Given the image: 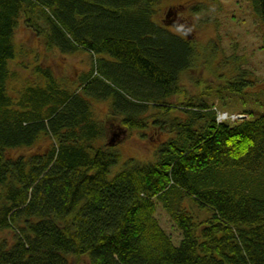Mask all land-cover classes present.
I'll list each match as a JSON object with an SVG mask.
<instances>
[{
    "label": "trees",
    "instance_id": "obj_1",
    "mask_svg": "<svg viewBox=\"0 0 264 264\" xmlns=\"http://www.w3.org/2000/svg\"><path fill=\"white\" fill-rule=\"evenodd\" d=\"M162 1L0 0V230L14 232L11 243L0 237V264H76L83 256L89 264H264V113L218 121L205 101L166 100L185 93L179 75L195 49L170 9L157 19ZM252 1L264 23V0ZM21 22L49 47L115 61L95 59L96 73L74 89L41 64L38 77L15 86L9 60ZM110 94L124 127L148 126L138 113L147 99L159 108L150 123L176 137L155 160L108 178L120 154L101 142L105 126L90 100ZM178 104L184 117L171 116ZM40 138L48 139L42 152L11 153ZM236 169L240 182L224 174ZM158 204L181 231L178 243L156 218Z\"/></svg>",
    "mask_w": 264,
    "mask_h": 264
},
{
    "label": "rangeland",
    "instance_id": "obj_2",
    "mask_svg": "<svg viewBox=\"0 0 264 264\" xmlns=\"http://www.w3.org/2000/svg\"><path fill=\"white\" fill-rule=\"evenodd\" d=\"M173 9L177 18L170 17L185 27L190 33L191 44L195 49L192 65L179 75V84L185 93L169 97L171 103H179L183 98L192 97V101H205L216 110L248 114L252 119L264 113V52L262 40L264 37V23L254 10L252 0H163L159 10L158 20L163 18L167 9ZM177 32L182 28H170ZM14 57L9 65L16 76L12 84L21 86L27 80H34L39 76L35 68L37 64L49 67L56 80L63 88H78L83 77L91 71L95 74L93 61L103 58L110 62L115 59L105 53L92 54L85 50L62 52L55 47L45 44L43 37L36 36L22 22L16 27L13 35ZM91 73V75H92ZM105 82L121 91L127 97L137 99L127 88L114 80L111 76H101ZM239 90L228 87L230 82H242ZM133 97H131V96ZM113 94L104 98L91 97V106L95 116L104 123L105 135L102 139L107 146H113L120 154L119 162L113 165L108 178L117 171L133 163H146L156 158V150L161 144L176 137L174 132L160 129L152 125L151 114L159 111L152 101L145 100L147 106L139 108V115L147 118L146 127L127 128L120 123V116L111 114ZM172 112L171 116L179 114L184 117L182 105ZM138 109V108H137ZM136 109V110H137ZM243 112V113H242ZM163 120L169 119L160 116ZM154 124V123H153ZM164 124V123H162ZM161 127V126H160ZM48 144V139L40 138L25 149L17 148L11 151L13 155L19 153L28 155L42 152ZM233 182H240L243 177L239 169L225 171ZM182 205L189 206L198 216L206 214L202 210L191 206L184 198ZM188 207V208H189ZM156 218L167 231L174 243L181 238V231L170 218L166 210L158 204ZM0 237L11 243L14 232L10 229L0 230ZM76 264H89L86 257H82Z\"/></svg>",
    "mask_w": 264,
    "mask_h": 264
},
{
    "label": "built area",
    "instance_id": "obj_3",
    "mask_svg": "<svg viewBox=\"0 0 264 264\" xmlns=\"http://www.w3.org/2000/svg\"><path fill=\"white\" fill-rule=\"evenodd\" d=\"M243 117L242 114H234V113H228V112H225V111H217V114H216V119L218 121H234L238 118H241Z\"/></svg>",
    "mask_w": 264,
    "mask_h": 264
},
{
    "label": "flooded vegetation",
    "instance_id": "obj_4",
    "mask_svg": "<svg viewBox=\"0 0 264 264\" xmlns=\"http://www.w3.org/2000/svg\"><path fill=\"white\" fill-rule=\"evenodd\" d=\"M169 14L171 15V16H173L174 17V19L175 18H177V14H176V12L173 10V9H171L170 8V10H169ZM178 19V18H177ZM180 22H181V20L180 19H178ZM180 25V24H179ZM181 26V25H180ZM182 28H184V29H186L185 27H182Z\"/></svg>",
    "mask_w": 264,
    "mask_h": 264
}]
</instances>
